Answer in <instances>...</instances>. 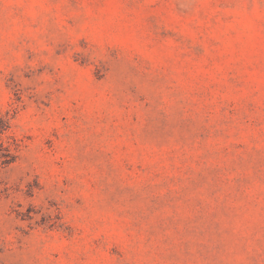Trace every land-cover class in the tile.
Returning <instances> with one entry per match:
<instances>
[{"label":"rangeland","instance_id":"rangeland-1","mask_svg":"<svg viewBox=\"0 0 264 264\" xmlns=\"http://www.w3.org/2000/svg\"><path fill=\"white\" fill-rule=\"evenodd\" d=\"M0 264H264V0H0Z\"/></svg>","mask_w":264,"mask_h":264}]
</instances>
